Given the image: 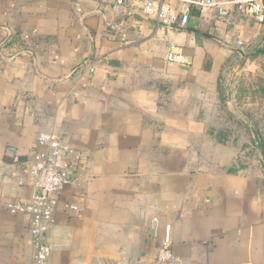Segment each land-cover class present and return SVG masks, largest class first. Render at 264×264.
<instances>
[{
  "label": "crops",
  "instance_id": "0c3cea01",
  "mask_svg": "<svg viewBox=\"0 0 264 264\" xmlns=\"http://www.w3.org/2000/svg\"><path fill=\"white\" fill-rule=\"evenodd\" d=\"M119 1L0 0V264H40L31 217L8 206L33 195L41 136L74 180L44 264H158L166 228L174 264H264V77L241 78L264 27L233 5Z\"/></svg>",
  "mask_w": 264,
  "mask_h": 264
},
{
  "label": "built area",
  "instance_id": "2783aa9c",
  "mask_svg": "<svg viewBox=\"0 0 264 264\" xmlns=\"http://www.w3.org/2000/svg\"><path fill=\"white\" fill-rule=\"evenodd\" d=\"M122 3V0L119 1ZM193 6L200 10L207 11L217 9L219 15L227 19L230 10L227 5L237 7L243 18L248 22L264 27V0H197L192 2ZM147 11H153L152 0H148ZM159 21L169 23L171 20L170 8L162 5L157 9ZM189 11L185 12L180 20L182 26L189 23ZM175 47L171 48L168 55V62L171 64L185 65V58L175 52ZM90 71H93L91 68ZM38 143L45 146V150L36 152L31 165V187L33 195L30 201H18L8 206L12 214L24 213L31 217L30 232L33 242L37 248V261L44 264L50 257L52 249L46 243L45 236L51 227L54 215L58 206L57 195L74 182L69 169L65 165V157L68 149L56 136H41ZM13 154L17 155L18 150L12 149ZM77 210L76 206L72 207ZM158 222V220H155ZM156 262L158 264H174L176 258L173 251V235L169 228L164 230L161 246L158 249Z\"/></svg>",
  "mask_w": 264,
  "mask_h": 264
},
{
  "label": "rangeland",
  "instance_id": "374dc122",
  "mask_svg": "<svg viewBox=\"0 0 264 264\" xmlns=\"http://www.w3.org/2000/svg\"><path fill=\"white\" fill-rule=\"evenodd\" d=\"M248 64L245 71L242 73V79H246L247 82H255V78L264 76V56H250L245 61Z\"/></svg>",
  "mask_w": 264,
  "mask_h": 264
},
{
  "label": "trees",
  "instance_id": "16d2710c",
  "mask_svg": "<svg viewBox=\"0 0 264 264\" xmlns=\"http://www.w3.org/2000/svg\"><path fill=\"white\" fill-rule=\"evenodd\" d=\"M264 56V49H258V50H255L254 52H252L250 55H249V57L250 56ZM259 77H264V76H259ZM261 82H263L264 83V79H263V81H261ZM259 86V85H258ZM261 87H262V90H263V92H264V85L262 86L261 85ZM238 90H239V93L241 94H243L244 92H245V82H240L239 83V85H238ZM247 92V91H246ZM223 95H225L226 94V90L225 91H223V93H222ZM254 125L257 127V123H255L254 122Z\"/></svg>",
  "mask_w": 264,
  "mask_h": 264
},
{
  "label": "water",
  "instance_id": "95a60500",
  "mask_svg": "<svg viewBox=\"0 0 264 264\" xmlns=\"http://www.w3.org/2000/svg\"><path fill=\"white\" fill-rule=\"evenodd\" d=\"M251 130H252L254 138H255V140L257 142L258 151L263 156V149H262V144H261V140H260L259 134H258V132L255 129H251ZM261 162H262V165H263V168H264V159H262Z\"/></svg>",
  "mask_w": 264,
  "mask_h": 264
}]
</instances>
